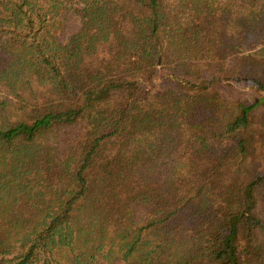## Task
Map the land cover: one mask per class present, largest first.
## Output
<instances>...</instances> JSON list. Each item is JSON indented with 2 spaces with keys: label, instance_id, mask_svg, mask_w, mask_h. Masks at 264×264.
Returning a JSON list of instances; mask_svg holds the SVG:
<instances>
[{
  "label": "trees",
  "instance_id": "1",
  "mask_svg": "<svg viewBox=\"0 0 264 264\" xmlns=\"http://www.w3.org/2000/svg\"><path fill=\"white\" fill-rule=\"evenodd\" d=\"M264 0H0V264H264Z\"/></svg>",
  "mask_w": 264,
  "mask_h": 264
},
{
  "label": "rangeland",
  "instance_id": "2",
  "mask_svg": "<svg viewBox=\"0 0 264 264\" xmlns=\"http://www.w3.org/2000/svg\"><path fill=\"white\" fill-rule=\"evenodd\" d=\"M222 92L231 99H247L250 102L256 101L264 92L257 90L251 84L235 83L221 87ZM257 115L264 120V103L257 108ZM101 264V263H97Z\"/></svg>",
  "mask_w": 264,
  "mask_h": 264
}]
</instances>
